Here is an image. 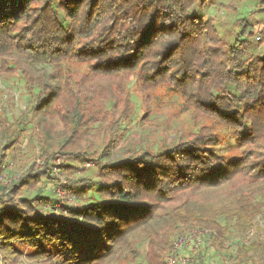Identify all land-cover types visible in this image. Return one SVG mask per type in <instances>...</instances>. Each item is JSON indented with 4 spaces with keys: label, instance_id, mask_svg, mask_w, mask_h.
<instances>
[{
    "label": "trees",
    "instance_id": "1",
    "mask_svg": "<svg viewBox=\"0 0 264 264\" xmlns=\"http://www.w3.org/2000/svg\"><path fill=\"white\" fill-rule=\"evenodd\" d=\"M263 2L230 21L220 0H0L23 103L0 114V264H164L194 230L213 248L196 264H264V240H239L264 216ZM158 87L193 131L106 162Z\"/></svg>",
    "mask_w": 264,
    "mask_h": 264
},
{
    "label": "rangeland",
    "instance_id": "2",
    "mask_svg": "<svg viewBox=\"0 0 264 264\" xmlns=\"http://www.w3.org/2000/svg\"><path fill=\"white\" fill-rule=\"evenodd\" d=\"M226 4L232 3L235 9L222 7L221 16L227 18L230 21L241 17L245 12L251 9V7L258 2V0H220ZM264 1V0H263ZM264 3V2H263ZM205 13L207 15L214 14L215 10L211 7L205 8ZM218 15V11H216ZM227 14V15H226ZM257 23L254 26L253 34L259 32L264 27V19L261 21V17L257 16ZM257 35V34H256ZM264 46V44H263ZM129 86V87H127ZM134 92L140 99L144 98L143 93H139V84L136 80H130L124 89H128ZM0 114L4 117L7 123L13 121L15 115H19L21 109H23V103L19 96L18 91L13 89H8L3 86L0 77ZM154 100L150 101L151 115L150 112L145 111L146 108L143 107L138 111L137 117L134 122L127 127V131L120 138L117 143V147L110 153L108 160L106 162H113L117 159H122L123 154L126 153L128 149H144L147 146H152V148L157 147L162 143H170L174 137L177 135H183L185 138L193 131V121L192 118H189V115L182 111V99L173 92L168 91L165 87H158L152 93ZM146 112V113H145ZM167 123L168 125H165ZM87 163L83 164L82 168H87L85 175L93 173L91 170L93 164L89 163L90 166H84ZM105 164V163H104ZM82 166V165H81ZM57 180L60 181L62 186L66 180L62 176L57 175ZM55 187V186H53ZM57 190V197L62 199L63 202H66L69 195H65L61 189L55 187ZM58 191L59 194L58 195ZM240 242L244 246L250 247L255 242L264 240V216L258 215L252 221L251 225L248 226L246 230L239 234ZM206 235H193L191 239L185 240L183 238L180 242L174 244V257L172 260L173 264H196L198 258L201 254H210L212 247H208L206 239L203 237ZM189 237V236H187ZM238 237V236H236ZM204 250V252H203ZM145 250L140 249L139 254L136 256L137 259H134L135 262L139 263L144 260ZM257 262L262 263L260 255L257 254ZM131 259L127 258L126 260L121 261L119 264H127ZM164 264H171L170 258L164 260Z\"/></svg>",
    "mask_w": 264,
    "mask_h": 264
},
{
    "label": "built area",
    "instance_id": "3",
    "mask_svg": "<svg viewBox=\"0 0 264 264\" xmlns=\"http://www.w3.org/2000/svg\"><path fill=\"white\" fill-rule=\"evenodd\" d=\"M84 166H90V164L89 163H87V164H85ZM58 195H60L59 194V191H58ZM68 201V200H67ZM69 201H70V199H69ZM196 234H199V235H201V236H203V235H206V231H196V230H194V231H192L188 236L189 237H185V240H189V239H191V237L193 236V235H196ZM181 241V240H180ZM180 241H178V242H180ZM174 249V248H173ZM172 249V250H173ZM174 251H171V254L169 255V257L168 258H170V263L171 264H173V260H172V257H174Z\"/></svg>",
    "mask_w": 264,
    "mask_h": 264
}]
</instances>
